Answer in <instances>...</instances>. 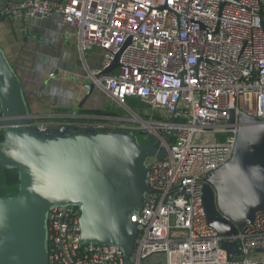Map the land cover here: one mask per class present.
<instances>
[{
	"label": "built area",
	"instance_id": "built-area-1",
	"mask_svg": "<svg viewBox=\"0 0 264 264\" xmlns=\"http://www.w3.org/2000/svg\"><path fill=\"white\" fill-rule=\"evenodd\" d=\"M54 13L76 29L83 60L102 51L89 77L115 113L92 121L34 116L32 125L129 129L143 144L154 137L165 152L149 160L151 191L133 217L138 235L129 264H264V210L222 235L202 199L209 172L234 155L241 123L229 111L264 121V0H22L0 9L9 20ZM118 55L119 66L107 73ZM81 232L78 206L52 208L49 264H127L118 246L83 244ZM226 242L239 251L223 249Z\"/></svg>",
	"mask_w": 264,
	"mask_h": 264
},
{
	"label": "water",
	"instance_id": "water-1",
	"mask_svg": "<svg viewBox=\"0 0 264 264\" xmlns=\"http://www.w3.org/2000/svg\"><path fill=\"white\" fill-rule=\"evenodd\" d=\"M118 66L119 55L106 72ZM94 88L87 85L80 107ZM0 107V165L19 174L18 191L0 195V264H49V213L67 205L81 209L83 244L118 246L129 264L138 235L133 217L151 191L149 160L165 155L157 140L143 144L121 128L32 125L22 80L1 44ZM229 114L241 123L234 155L209 172L202 196L210 226L222 235L236 234L264 210V121ZM222 248L239 251L230 242Z\"/></svg>",
	"mask_w": 264,
	"mask_h": 264
},
{
	"label": "crops",
	"instance_id": "crops-1",
	"mask_svg": "<svg viewBox=\"0 0 264 264\" xmlns=\"http://www.w3.org/2000/svg\"><path fill=\"white\" fill-rule=\"evenodd\" d=\"M10 1L22 0H0V9ZM0 44L19 74L30 109L37 118L62 120L75 114L82 121H92L97 114L114 115V101L96 86L85 104L79 106L88 92L87 85L93 83L88 70L99 66L103 54L95 48L83 60L76 29L66 24L61 14L24 21L0 16ZM97 52H101L100 60L94 58ZM65 53L73 57L78 73L72 70L57 74L56 67Z\"/></svg>",
	"mask_w": 264,
	"mask_h": 264
},
{
	"label": "rangeland",
	"instance_id": "rangeland-1",
	"mask_svg": "<svg viewBox=\"0 0 264 264\" xmlns=\"http://www.w3.org/2000/svg\"><path fill=\"white\" fill-rule=\"evenodd\" d=\"M94 58L96 60H100L101 59V52L95 53ZM74 63H76V62H74L73 57L70 54H66V56L63 54L61 56L60 64L56 67L57 74L58 73H62V74L71 73L72 70H74L76 73H78ZM80 64H81V62H80ZM69 77L74 78L75 76H69ZM77 78L78 77H76V79ZM130 103L135 107L138 105V103L134 100H131ZM114 105H115V103H114ZM114 105L111 104V106H113V107H114ZM0 113H1V107H0ZM1 134H2V132L0 133V135ZM136 135L138 136V139L140 142H142V143L148 142L147 139L142 134H136ZM150 140H151V138H150ZM8 190L9 189L6 187V184H5V171L2 167H0V193L7 192Z\"/></svg>",
	"mask_w": 264,
	"mask_h": 264
},
{
	"label": "trees",
	"instance_id": "trees-1",
	"mask_svg": "<svg viewBox=\"0 0 264 264\" xmlns=\"http://www.w3.org/2000/svg\"><path fill=\"white\" fill-rule=\"evenodd\" d=\"M62 111H67L66 109H61ZM2 112L0 113V116ZM3 139V134L0 135V141ZM5 171V184L9 189L7 192H2L0 195H14L18 191L19 187V174L15 169H8L0 165Z\"/></svg>",
	"mask_w": 264,
	"mask_h": 264
}]
</instances>
